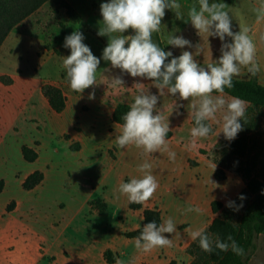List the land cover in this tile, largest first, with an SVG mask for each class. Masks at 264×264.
<instances>
[{
  "label": "rangeland",
  "instance_id": "374dc122",
  "mask_svg": "<svg viewBox=\"0 0 264 264\" xmlns=\"http://www.w3.org/2000/svg\"><path fill=\"white\" fill-rule=\"evenodd\" d=\"M102 1L82 0V13L86 14V3L100 11ZM184 1L179 0L178 3L182 5ZM209 2H224L229 6L226 10L233 17L234 32L239 31L242 25L253 27L252 36L257 46L256 60L261 65V72L255 77L264 86V44L260 43L258 38L259 33L264 32V21L256 23L253 12L264 0ZM193 4L198 6V0H191V5ZM188 10V7L185 10L180 9L184 16L181 20L176 18L174 11L169 14L171 10L166 9L161 22L162 30L167 32L172 23H177V36L182 35L193 45L204 44L208 54L211 53L212 58H218L221 46L219 38H207V34L200 36L190 21L186 22ZM53 21L60 22L62 27H65L64 18L59 11L54 14ZM80 29L85 38L83 42L96 57L101 58L104 48L96 41H101L100 38L88 24H82ZM175 31L173 28L169 30ZM59 39V33L52 32L51 38L37 52L35 62L16 53L8 56L11 47L6 48L0 56V71L6 72L0 78L1 89L13 83L12 75L23 77L28 76L29 72L35 79L30 90L25 88L24 95L16 100L0 136V144L3 145L0 147V179L5 180L3 191L0 193V264H107L104 254L109 249L121 264L144 262L147 256L160 248H155L149 253L136 250L135 239L130 240L126 234L142 227V211L129 210L127 197L117 192V199L113 194L114 190L118 189L122 182L140 178L142 173L138 171V166L147 161L152 164V174L156 177L159 187L145 203L164 199L165 220L171 217L176 225L192 219V212L185 211L192 207L187 199L188 195L202 190L207 197L220 196L217 185L214 187L209 179L196 178L197 173L190 169L185 161L187 156L195 153L198 144L211 140L208 137L198 138L195 147H190L191 133L188 129L185 130L187 126L183 125L176 139L173 142L168 141L170 150L176 153L175 160L172 161L167 153L144 156L141 150L134 146L117 147L115 138L107 134L95 108L92 109L93 116L89 122L91 109L85 105L83 111H88V115L86 114L80 123V110L76 109L75 103L80 93L69 87L62 68L63 58L70 54V49L63 47ZM225 42H230V38H226ZM188 49L193 51L195 48L186 47L181 50ZM100 66L97 70V85L93 88L105 94L112 90L115 92L117 88L110 85V78L106 73L102 74ZM251 77L253 76L242 68L238 79ZM18 84L22 85L21 81ZM49 84L65 92L69 105L66 113L57 115L50 109L42 94V88ZM84 91L87 92L86 89ZM190 104H185V113L191 112ZM104 111L109 113L108 109ZM91 123L94 126H91ZM260 123L264 137V118H261ZM13 125L18 128L15 129ZM112 130L115 128L112 127ZM33 142L37 144L39 158L36 164H29L22 156L21 146L32 145ZM76 150L80 152L77 153ZM111 156H117V160ZM33 169L43 172L45 178L37 188L26 191L22 188V179ZM97 199L107 204L103 215L89 205ZM10 204L12 208L8 211ZM215 217L212 212L209 214L208 226ZM182 232L176 231L168 236L173 242L170 248L177 250V257L180 255L177 243ZM259 247L264 250V239L258 241ZM262 249L256 264H264ZM159 256H165L164 249ZM178 260L183 262L181 264L189 263L182 256L178 257ZM171 261L176 260L171 258L167 264Z\"/></svg>",
  "mask_w": 264,
  "mask_h": 264
},
{
  "label": "clouds",
  "instance_id": "9594fccd",
  "mask_svg": "<svg viewBox=\"0 0 264 264\" xmlns=\"http://www.w3.org/2000/svg\"><path fill=\"white\" fill-rule=\"evenodd\" d=\"M181 5L177 0H109L100 4L102 26L98 36H107L108 43L103 49L102 59L110 62L113 69H119L122 74L133 78L151 80L158 90V95L141 90L130 104L129 110L122 117L123 124L115 137L119 148L134 146L141 154L149 156L154 153H167L169 160L174 161L176 153L169 148L167 136L172 130L169 119L157 111L160 96L168 94L179 97L182 101L191 100V116L194 127L191 129L192 141L190 147H195L196 140L207 138L213 133V124L220 125L217 136L223 133L226 140H234L243 130L240 123L246 113V101L238 97L226 99L225 89L234 87L233 80L241 75V69L255 77L261 72V65L256 60L257 46L252 33L253 27L242 25L239 31H233L232 15L226 9L224 2L198 0L197 4L189 7L187 20L192 27L207 38H219L221 42L220 56L214 62L201 65L191 51H182L174 56L172 51L163 50L153 40V34L160 32L162 19L166 9L174 11L177 19H184L180 11ZM256 23L264 21V3L254 8ZM132 29V35L124 33ZM230 38V42H225ZM259 41L264 44V32L259 33ZM80 31H74L65 36L63 47L70 49V54L63 58L62 68L66 73L69 87L78 93H83L97 85V70L101 58L96 57L86 45ZM127 45V47L125 46ZM167 45L173 48H195V55L203 54L201 44L193 45L182 35H170ZM171 58V59H169ZM109 83L113 88L124 86L122 75L112 76ZM143 85L137 83V86ZM94 99V91L89 94ZM182 104L174 105L176 114L181 115L179 108ZM173 108V110H174ZM173 112V111H172ZM220 118L217 119V114ZM216 165H214L215 169ZM142 173L140 178H132L129 182L120 183L114 190V196L127 197L129 204H144L149 201L159 187L156 177L152 174V164L145 161L138 166ZM119 195H116V193ZM239 199L245 197L241 195ZM226 206L233 208L234 202L228 201ZM239 207H242L240 205ZM238 211L239 208H234ZM186 212L201 211L200 208L189 207ZM177 225L169 217L159 225L155 220L142 227L139 236L135 238V248L142 253H149L155 248L172 247V240L165 234H174ZM193 241H198L199 247L209 254L213 245L221 252L229 249L244 258L246 253L231 235L227 241L219 237L213 239L204 228L196 230L185 229ZM117 264H121L117 261Z\"/></svg>",
  "mask_w": 264,
  "mask_h": 264
},
{
  "label": "crops",
  "instance_id": "0c3cea01",
  "mask_svg": "<svg viewBox=\"0 0 264 264\" xmlns=\"http://www.w3.org/2000/svg\"><path fill=\"white\" fill-rule=\"evenodd\" d=\"M65 1L68 2L70 5H72V7H74L76 11L82 16L83 22L81 24H75L71 22L66 15V11L63 9L57 10L53 1L49 0L45 4H43L38 10L30 14L27 18H25L20 24H18L9 33V35L7 36L6 40L4 41L3 45L0 48V56L2 55L3 51L6 48L11 47L12 50H9L8 56L12 54L15 55L16 53L18 56L20 55L27 56V58L30 61L32 60V62H35L36 57H37V52L39 51L41 47L45 46L46 41L49 40V38H51L52 32L59 33L60 35L59 43L62 45H63L65 36L70 35L74 31H80L81 30L80 27L82 26V24L90 25L91 28L94 30V32L97 34L99 27L102 26V16L100 15V11L94 9L89 4L86 3L87 5L86 14H83L82 13V8H83L82 0H65ZM178 1L179 0H177V2ZM103 2H105V0H103L102 3ZM190 5H191V0H185L184 3L181 5L180 9L185 10L187 7L189 8ZM58 11L61 13V16L64 18L65 27H62L61 25L62 23L53 21L54 14ZM170 13H172V10L169 12V14ZM177 25H178L177 23H172L170 27L167 28V32H165V30H162L160 26V32H159L160 39L163 42L165 49L167 51H172L174 56H179L182 51H185L179 48L177 50V48H173L171 45H167L168 37L172 34L177 35V30H178ZM171 28H173L176 31L169 32ZM132 33H133V30L129 29L124 33V35H132ZM98 37L100 38L101 41L96 40L97 44L105 48V46L108 43V37L107 36H98ZM202 47L204 49V52L203 54H200V55H195V52H196L195 49H193V51H191L190 49L186 51L193 52L194 59H196L201 65H206L207 63L214 62V60L218 59L216 56L212 58L211 53L208 54L207 48L204 46V44H202ZM101 62L102 63L100 66V71L102 72V74L106 73V75H108L109 78H111L112 76L122 75L125 85L117 88L115 92L114 90H112L108 92L107 94H105L101 90L95 91L93 87H90L89 89H86L87 92L84 91L83 93L80 94V96L77 95V99H75V103L77 105L76 109L78 108L80 110V114L78 115H80L79 122L81 123V120H83V117L88 115V111H85V112L83 111L85 105L89 106L91 109V112L89 115V122L93 116L92 109L95 108L97 110V114L101 117V122L103 123V126L107 134L110 137L115 138L119 134L120 126H121L120 124L115 123L112 119L115 108L119 104L133 103L134 97L141 90H144V91L148 90L151 93L157 94V95L159 93H158V90L153 86L152 81L147 80V79H142L139 77L133 78L130 75L122 74L119 69H113L111 67L110 62H105L102 59V55H101ZM4 74H6V72L4 70H1L0 78ZM12 79H13L12 84L8 86H4L2 87V89L0 87L1 89L0 90V104H1L0 106V136L2 135V130L6 123V118L8 117V114L11 112V109L13 105L16 103V100L21 95H24V91L26 90L25 88H27L29 91L31 87V83H33V85L35 83L33 74L31 76L29 72H28V76H23V77L12 75ZM20 81L22 85L18 84ZM137 83H141L143 85L137 86ZM0 85H1V82H0ZM43 88H42V94H43ZM93 91H94V99H89V94L92 93ZM225 97L226 99L231 98V96L227 94H225ZM25 100L27 101L26 98ZM32 100L30 101L31 103H32ZM186 103L190 104L192 103V101L191 100L182 101L179 99L178 95L174 97L171 94H168L167 91H165V94L163 96H160L159 98V101L157 104V111L161 112V114L165 116L166 118L165 122H167V118H168L169 124L173 123L172 124L173 126L170 127L172 130L169 132L170 134H168L167 136V140L170 142H173L176 139L183 125L187 126L185 130L188 129L191 133V129L193 127L192 122H191L192 116H191V112H187V113L184 112V109H185L184 106ZM175 104L183 105V107L179 108V112L182 113L181 115L176 114V109L174 108ZM48 105H49V102H48ZM28 106L29 105H26V107ZM31 106L33 107V105ZM247 106H248V103H246V107ZM68 107L69 105H68V98H67V106H66V109L62 113L57 114L51 109V107L50 109L55 114L62 115L68 111ZM106 108L108 109V112H109L108 114L104 111V110H107ZM219 118H220V113L217 114V119ZM26 120H31V119L26 118ZM75 122H74V125H75ZM211 123L213 124L215 128V133H218L220 131V128L216 126H220V125L216 124L215 122H211ZM13 126L15 129L18 128L16 125H13ZM91 126H94V124L91 123ZM112 127H114L115 130H112ZM182 130L184 131V128ZM215 133L213 135L208 136V138L211 141L206 142L205 144H201V145L198 144L195 147V153L192 156H187L185 158V161L188 167L190 169H194V171L197 173L196 178L209 179L214 184V187L217 185L216 187L220 191L219 192L220 196H217L214 198L207 197V195L202 190L199 193L190 194L187 197L189 203H191L193 208L198 207L201 209L199 213L192 212V216H191L192 219L185 220L180 225H177V231L178 232L183 231L177 243V246L180 247L178 251L180 252L179 253L180 255L178 257L180 256H182V258L184 257L185 261L186 260L189 261L188 264L192 262V257L187 253V248L194 241L190 238L189 233L185 231V229H191V230H196L199 228L206 229L208 227L207 220H208L209 214H211L212 212V207H211L212 202L219 201L223 203L224 205H226L228 201H232L245 188V182L243 181V179L230 171H226L225 180L223 181L217 180L215 177V172L217 169H219V166L200 153L201 149L210 150L224 136L223 133H220L218 136ZM24 145L30 148H33L35 151H37L36 150L37 144L35 142H33L32 145L23 144L21 146V150ZM85 146L86 145L84 142V147ZM0 147H3V145L0 144ZM75 152L78 153L80 151L76 150ZM111 158H113L114 160H117V156H113V157L111 156ZM189 161H194L195 164L191 165ZM36 162L29 163V164H36ZM214 165H216L215 169H214ZM34 171H37V170L33 169L32 172L24 176V178L22 179V183L27 178V176L33 173ZM0 180H4V179H0ZM184 198H186V196H184ZM163 200L164 199L159 198L152 202L143 204L145 208L157 209L161 213L162 223L165 221V216H164L165 208L163 205L164 203ZM131 211H141V210H131ZM142 217H143V213H142ZM165 235L169 236V234H165ZM263 239H264V235H260L256 242V250L251 256L249 264H256V259L259 257V254L262 253L261 252L262 248L261 247L258 248V241L260 242ZM162 249H164L165 256H163V258H160L159 253H161ZM262 251L264 254L263 249ZM178 257H177L176 249L174 248L172 249L170 247H164V248H160L152 252L149 256L145 258L144 262H141V263L167 264V262L171 258H174V260L177 261V264L183 263L182 261L178 260ZM104 261L107 263V261L105 260V257H104ZM176 261L174 262L176 263ZM113 264H117V258H116V262ZM258 264H260V262Z\"/></svg>",
  "mask_w": 264,
  "mask_h": 264
},
{
  "label": "trees",
  "instance_id": "16d2710c",
  "mask_svg": "<svg viewBox=\"0 0 264 264\" xmlns=\"http://www.w3.org/2000/svg\"><path fill=\"white\" fill-rule=\"evenodd\" d=\"M47 1L49 0H0V48L10 32ZM52 1L57 10L66 11L71 22L75 24L83 22L82 16L68 2L65 0ZM153 40L167 51L159 33L153 34ZM125 46L127 47V45ZM233 84L232 89H225V94L241 98L248 103L244 120L240 121L243 130L234 140H226L223 136L210 150L201 149L200 153L219 166L215 172L217 180H225L226 171H230L243 179L245 188L232 200L233 208H229L219 201L212 202V212L216 214V217L205 231L213 239L219 237L221 241H227V237L231 235L244 249L246 256L241 258L231 249L221 252L214 245L213 252L209 254L199 247L198 241H194L187 248V253L192 257L190 264H249L251 256L256 250L259 236L264 235V137L260 123L261 118H264V86L258 82L256 77L234 78ZM43 94L55 113L60 114L66 109L67 97L61 88L50 84L45 85ZM129 106L130 104H119L115 108L112 117L115 123L123 124L122 117L129 110ZM191 122L194 127L193 119ZM213 133H215L214 126ZM21 151L24 160L28 163H34L39 158L38 152L26 145L22 147ZM189 162L191 165L195 164L194 161ZM44 178L43 172L34 171L23 181L22 188L26 191L34 190L43 182ZM3 188L4 180H0V193ZM241 195L245 199H239ZM240 205L242 207H239ZM90 206L101 215L107 210V204L101 199L92 201ZM128 206L131 210L142 211L143 226L153 220L158 225L162 223L161 213L157 209L145 208L143 204H129ZM237 207L239 210H234ZM11 208L12 204L8 206V211ZM142 227L127 233L126 237L135 239L142 231ZM104 257L109 264L116 262V258L110 250L105 252ZM170 264H175V262L172 261Z\"/></svg>",
  "mask_w": 264,
  "mask_h": 264
}]
</instances>
